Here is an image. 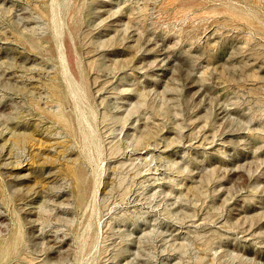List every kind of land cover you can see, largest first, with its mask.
I'll return each mask as SVG.
<instances>
[{
  "label": "rangeland",
  "instance_id": "rangeland-1",
  "mask_svg": "<svg viewBox=\"0 0 264 264\" xmlns=\"http://www.w3.org/2000/svg\"><path fill=\"white\" fill-rule=\"evenodd\" d=\"M60 4L77 110L50 0H0V264H264V0Z\"/></svg>",
  "mask_w": 264,
  "mask_h": 264
},
{
  "label": "bare ground",
  "instance_id": "bare-ground-1",
  "mask_svg": "<svg viewBox=\"0 0 264 264\" xmlns=\"http://www.w3.org/2000/svg\"><path fill=\"white\" fill-rule=\"evenodd\" d=\"M51 2V20L53 23V28L55 30V34L58 37L57 40V48L59 52V58L62 63V73L66 76H68V84L71 92V96L74 99L75 109H79V102L78 100L81 98V95H77V92L81 91V93H84V90L81 89L79 81L75 79L74 75L70 71V68L66 61V56L63 51L64 48V35L65 33H68L69 36L72 35L71 26L68 23V20L65 19V16L63 15V11L61 9L60 0H50ZM25 17V16H24ZM116 27V26H115ZM83 97V96H82ZM85 99V98H84ZM60 112H62L60 110ZM94 115V113H92ZM114 116V115H113ZM82 120L87 124L89 135L92 139L96 138V131L88 121L87 115L85 113H82ZM119 121H122L123 123H127V110L125 114H120L118 117ZM126 134L123 138L124 143L121 144H115L114 148L112 149L113 153H117L120 151H123L124 148L127 147V129L125 130ZM87 135L84 134V138H86ZM145 135L141 136H132L130 142L134 143V145H139L144 141ZM94 147L98 150L100 149L99 143L94 144ZM101 157V156H100ZM93 160V159H92ZM97 159L94 160L96 162ZM95 183V182H94ZM97 183V182H96ZM89 182H83L82 187L80 188V193L78 198L76 200L69 201L67 200V204L73 205L74 207H77L80 211L79 217H77V214H75L71 218L64 219V222L69 223L72 225L71 229L74 231V237L76 241H78V246L81 247V251L83 252L89 247H92L95 245L96 241L94 239V235L96 234V226L94 225V218L97 215V206H96V196L97 192L99 190L98 185H94L92 188H88L87 185ZM99 184V182H98ZM60 214V213H59ZM65 214V213H64ZM123 236L127 238V232H122ZM63 254V253H62Z\"/></svg>",
  "mask_w": 264,
  "mask_h": 264
}]
</instances>
